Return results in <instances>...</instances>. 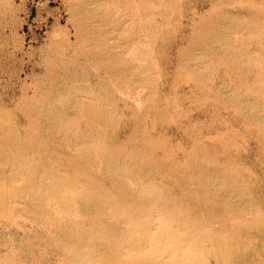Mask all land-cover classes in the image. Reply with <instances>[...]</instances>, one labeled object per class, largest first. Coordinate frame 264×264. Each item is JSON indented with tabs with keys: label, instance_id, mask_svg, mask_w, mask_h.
I'll list each match as a JSON object with an SVG mask.
<instances>
[{
	"label": "rangeland",
	"instance_id": "1",
	"mask_svg": "<svg viewBox=\"0 0 264 264\" xmlns=\"http://www.w3.org/2000/svg\"><path fill=\"white\" fill-rule=\"evenodd\" d=\"M0 258L264 264V0H0Z\"/></svg>",
	"mask_w": 264,
	"mask_h": 264
},
{
	"label": "bare ground",
	"instance_id": "2",
	"mask_svg": "<svg viewBox=\"0 0 264 264\" xmlns=\"http://www.w3.org/2000/svg\"><path fill=\"white\" fill-rule=\"evenodd\" d=\"M195 11H196V10H195ZM126 40H127V39L125 38V41H126ZM125 43H126V42H125ZM128 43H129V41H128ZM128 46H129V45H128ZM134 46H136V44H135ZM131 47H132V46H131ZM131 47H130V48H131ZM130 48H129V50H130ZM135 48H136V47H135ZM131 53H132V52H131ZM135 53H136V52L134 51V54H135ZM132 54H133V53H132ZM117 59H118V58H117ZM114 60H115V61H119V60H116L115 58H114ZM114 60H113V61H114ZM112 63H114V62H112ZM117 63H118V62H117ZM117 63L115 62V64H117ZM115 64H113L112 66L114 67ZM117 65H118V64H117ZM135 66H136V65H135ZM110 67H111V66H110ZM117 70H118V69H117ZM120 70H121V69H120ZM114 72H115V71H114ZM118 73H119V72H118ZM121 74H122V73H121ZM122 75H124V74H122ZM129 75H130V74H129ZM129 75H128V76H129ZM128 76H126V78H125V77H124V78L127 79ZM130 77H131V76H130ZM121 78H122V77H121ZM127 80H128V79H127ZM131 80H132V79H131ZM131 80H130V81H131ZM128 81H129V80H128ZM133 82H134V81H133ZM125 85H126V84H125ZM128 86H129V85H128ZM128 86H127V87H128ZM130 87H131V85H130ZM128 88H129V87H128ZM125 92H126V91H125ZM75 99H76V97H75ZM79 99H80V98H79ZM85 100H86V99H85ZM87 100H88V99H87ZM75 101H77V100H75ZM83 101H84V100H83ZM76 103H79V105H80V101H79V102H76ZM81 103H82L81 105L84 104L83 102H81ZM77 105H78V104H77ZM84 106H86V105L84 104ZM84 106H82V107H84ZM82 107L79 106L78 108H82ZM88 107H89V106H88ZM138 107H139V106H138ZM138 107H137V108H138ZM84 108H85V107H84ZM84 108H82V109L85 110ZM86 108H87V107H86ZM82 109H81V110H82ZM88 109H89V108H88ZM79 110H80V109H79ZM81 110H80V111H81ZM83 110L81 111V113L83 112ZM86 110H87V109H86ZM86 110H85V111H86ZM88 111H89V110H88ZM86 112H87V111H86ZM88 113H89V112H88ZM83 115H84V114H83ZM86 115H87V114H86ZM92 118H93V117H92ZM53 119H54V118H53ZM50 120H51V119H50ZM93 122H94V120H93ZM73 123H74V121H73ZM61 129H62V128H61ZM68 129H69V128H68ZM87 132H88V131H87ZM89 137H90V136H89ZM63 141H64V140H63ZM75 147H76V146H75ZM76 148H77V147H76ZM110 149H111V148H110ZM115 150H116V149H115ZM141 150H142V148H141ZM117 151H118V150H117ZM117 151H116V152H117ZM122 151H123V150H122ZM118 152H119V151H118ZM102 153H103V152H102ZM108 153H109V151H108ZM109 154H111V153H109ZM118 154H119V153H118ZM95 155H96V154H95ZM110 156H111V155H110ZM95 157H96V156H95ZM73 160H74V159H73ZM73 160H72V164H73ZM76 162H77V161H76ZM142 162H143V161H142ZM187 162H188V161H187ZM194 162H195V161H194ZM134 163H135V162H134ZM75 164H76V163H75ZM77 164H78V163H77ZM191 164H192V163H191ZM83 165H84V164H83ZM133 165H134V164H133ZM138 165H139V163H138ZM142 165H143V164H142ZM142 165H141V166H142ZM193 165H194V164H193ZM78 166H79V165H78ZM80 166H81V165H80ZM139 166H140V165H139ZM153 166H154V165H153ZM81 167H83V166H81ZM135 167H136V166H135ZM147 167H148V166H147ZM178 167H181V166H178ZM190 167H191V166H190ZM89 168H90V167H89ZM91 168H93V167H91ZM130 168H131V167H130ZM192 168H193V167H192ZM192 168H191V169H192ZM187 169H188V168H187ZM191 169H190V170H191ZM93 170H94V169H93ZM179 170H180V169H179ZM183 170H184V169H183ZM201 170H202V169H201ZM97 171H98V170H97ZM172 171H173V170H172ZM174 171H175V170H174ZM220 171H221V170H220ZM85 172H86V171H85ZM177 172H178V170H177ZM179 172H180V171H179ZM99 173H100V172H99ZM181 173H182V172H181ZM181 173H180V174H181ZM202 173H203V170H202ZM209 173H210V172H209ZM97 174H98V173H97ZM214 174H215V173H214ZM81 175H83V174H81ZM85 175H86V174H85ZM182 175H183V174H182ZM206 175H207V174H206ZM83 176H84V175H83ZM210 176H211V175H210ZM86 177H87V175H86ZM75 178H76V177H75ZM88 178H89V177H88ZM89 180H92V179L89 178ZM139 180H140V179H139ZM86 181H87V178H86ZM85 183L88 184L87 182H85ZM191 184H192V183H191ZM237 185H238V184H237ZM180 186H181V185H180ZM152 187H153V186H152ZM182 187H184V186H182ZM182 187H181V188H182ZM157 188H158V187H157ZM84 189H85V188H84ZM87 189H88V188H87ZM196 189H198V188H196ZM243 189H244V188H243ZM207 190H208V189H207ZM157 191H158V190H157ZM160 191H161V190H160ZM185 191H186V190H185ZM191 192H192V191H191ZM207 192H208V191H207ZM78 193H80V192H78ZM180 193H181V191H180ZM182 193H183V191H182ZM202 193H203V192H202ZM158 194H160V193H158ZM206 194H207V193H206ZM191 195H192V194H191ZM202 195H203V194H202ZM242 195L244 196V194H242ZM84 196H85V195H84ZM120 196H121V195H120ZM128 196H129V195H128ZM163 196H164V195H163ZM200 196H201V195H200ZM205 197H206V196H205ZM85 198H86V197H85ZM169 199H170V198H169ZM171 200H172V199H171ZM163 201H164V200H163ZM130 203H131V202H130ZM179 203H181V202H179ZM205 203H206V202H205ZM202 204H203V203H202ZM186 205H187V204H186ZM215 205H216V204H215ZM121 206H122V204H121ZM176 206H178V205H176ZM218 206H219V205H218ZM129 207H131V206L129 205ZM204 207H205V206H204ZM206 207H207V206H206ZM206 207H205V208H206ZM131 209H132V207H131ZM209 210H211V209H209ZM241 211H242V210H241ZM241 211H240V212H241ZM226 212H227V211H226ZM177 213H178V212H177ZM199 213H200V212H199ZM227 214H228V213H227ZM200 215H201V214H200ZM202 216H203V215H202ZM90 219H91V218H90ZM190 220H191V219H190ZM92 221H93V220H92ZM123 222H124V221H123ZM126 223H127V222H126ZM192 223H193V221H192ZM78 225H79V224H78ZM194 227H195V225H194ZM210 227H211V226H210ZM94 229H95V228H94ZM132 229H133V228H132ZM209 229H210V228H209ZM207 230H208V229H207ZM94 232H95V231H94ZM135 232H137V231H135ZM135 232H134V233H135ZM80 235H81V234H80ZM140 236H141V235H140ZM142 236H143V235H142ZM180 236H182V235H180ZM77 237H78V236H77ZM202 238H203V237H202ZM206 238H207V237H206ZM206 238H205V240H206ZM78 239H79V237H78ZM140 239H141V238H140ZM182 239H183V238H182ZM169 240H170V239H169ZM197 242H198V241H197ZM72 245H73V244H72ZM170 249H171V248H170ZM197 249H198V248H197ZM101 251H102V250H101ZM173 251H174V250H173ZM180 252H181V251H180ZM177 255H178V254H177ZM194 256H195V255H194ZM136 257H137V256H136ZM61 258H62V257H61ZM101 258H102V257H101ZM197 258H198V257H197ZM0 259H1V258H0ZM112 259H113V258H112ZM130 259H131V258H130ZM192 259H193V258H192ZM192 259H191V260H192ZM101 260H103V259H101ZM108 260H109V259H108ZM2 261H3V258H2ZM63 261H64V260H63ZM115 261H116V260H115ZM56 262H57V261H56ZM107 262H108V261H107ZM122 262H123V261H122ZM131 263H132V262H131ZM197 263H198V261H197ZM51 264H52V263H51ZM201 264H202V263H201Z\"/></svg>",
	"mask_w": 264,
	"mask_h": 264
}]
</instances>
